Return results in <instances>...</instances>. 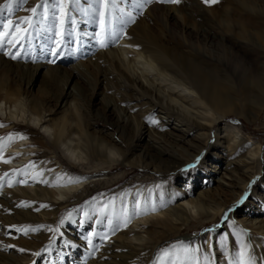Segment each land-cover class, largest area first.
Segmentation results:
<instances>
[{
    "label": "rangeland",
    "instance_id": "374dc122",
    "mask_svg": "<svg viewBox=\"0 0 264 264\" xmlns=\"http://www.w3.org/2000/svg\"><path fill=\"white\" fill-rule=\"evenodd\" d=\"M8 2L0 0V8ZM256 2L263 3L262 0ZM41 3L42 0H13L11 13L5 8L0 16V24L8 19L15 22L26 17L35 24V30L28 24H21L19 29L14 24L0 28L2 39L13 41L11 45L4 43L3 51H0V77L4 75L7 78L5 81L0 80V125H3L0 132L10 126L5 123V115L11 118L9 111L13 114L14 105L22 99H12L11 102L12 89H19L24 97L40 103V113L48 120V125L61 121L64 125H71L72 129L74 127V132L53 151L34 147L33 142L25 139L29 135L37 141L52 140V131L39 126H27L23 124L24 121H17L15 125L20 127L16 126L17 131L0 137L7 142L5 147L0 146V264H33V261L35 264H157V257H161L162 264H197V261L204 264L203 257L205 251L208 256L207 246L211 241V249L214 251L215 248L212 264H227L231 259L235 261L238 258L241 240L249 245L248 253L256 258L257 264H264V109L257 112L259 105L246 101V91L252 84L247 81L245 86H240L235 80H225L232 102L227 123L216 124L210 130L192 126L183 132L181 130L186 129L174 119L169 120L168 128H163L164 125L159 122L161 119H157L164 117L159 113L163 112L159 108L147 115L149 100L154 102L153 95L145 94L138 85L121 81L119 71L122 70H114L112 63L105 64L102 60L104 51L117 46L123 47L122 50L125 48L128 53L132 52L133 48L129 45L120 46L119 41L112 43V31L122 29L119 38L126 35L128 39L148 46H152L149 43L153 41L152 44L166 49L168 53L176 52L186 58L202 56L211 61L210 64L213 62L215 69L220 71L223 60L219 47L195 38L197 33L206 30L214 32L217 40L226 44V60L231 61L228 51L230 44L224 39L225 28L221 21L213 20L210 15L211 6L202 0H181L178 5L154 0L146 5L142 14L139 9L134 10V22L124 24L117 19L119 11L106 9L105 5H97L94 0H79L78 3L63 0L60 6L49 7L47 18L31 12L33 7ZM48 3L52 5L54 0H48ZM130 3L131 0H127L119 7L126 12L132 11ZM228 5L240 11L232 0ZM37 12L43 13L44 9L38 8ZM95 12L103 15H96ZM123 19L127 20V17ZM233 23L229 40L241 55L247 52V47L237 37L238 30L243 26L237 21ZM261 30L260 34L264 37V30ZM248 32L254 33L251 30ZM101 41L107 46L101 47ZM5 52L15 54L18 58L11 59ZM212 56L219 59V62H215ZM134 58H137L136 55ZM3 64L8 66L4 67ZM53 68H59V73L53 71ZM40 69L43 70L39 73ZM104 73H109V77L103 78ZM54 74L61 76L60 79H55ZM26 75L35 76L31 86L26 85L27 80H19ZM65 83L78 95L74 94L75 98L69 100L68 107L61 108L59 100L68 87L64 86ZM5 96L10 99L6 105L2 101ZM130 97H136L137 101L129 102L124 107L134 125L128 132L117 127L120 125L119 113H110L105 103ZM33 117L36 120L37 117ZM223 129L234 136L235 143L240 139L245 141L239 156H228V152L219 145L224 141L221 138L224 135ZM146 130L151 135L152 143L160 145L169 153L182 156L185 159L183 166L159 168V165L144 159L142 153L149 149L139 139L144 137L142 133ZM198 135L201 137L197 138ZM77 136H86L90 147L102 151V154L91 159L88 157V161L75 159L68 150H71L74 144L71 141L77 139ZM8 137H12L8 140L12 143H8ZM24 143L25 147H30L27 150L29 157L17 162L2 159L14 152L7 151L20 144V149H16L19 156ZM257 146V163L249 179L243 174L245 169L236 162ZM110 149L119 157L122 156L117 161V169L115 163L111 162ZM230 160L234 162L232 166L228 165ZM27 161L30 162L24 165ZM32 165L37 166V170L43 169L34 176L30 173ZM68 165L75 168L68 169L71 171L69 174L76 181H83L81 185L71 186L76 187L75 191L65 197H57V190L70 188L66 183L62 185L64 180H60L68 173ZM221 176L228 187L212 181ZM38 186L46 188L52 195L56 193L55 196L42 198L38 195L36 198V194L29 195L26 192L29 190L33 193L31 188ZM205 187L218 190L212 193L215 198L212 208L221 212L218 217L212 216V210L210 215L194 217L186 226L175 231L164 230L155 238H149L141 230L140 236L147 241V246L133 254V247L137 249L140 241L132 235L125 238L131 230H135L133 227L140 219L139 216L133 219L130 210L139 201L141 192L148 194L147 199L145 196L141 198L147 211L155 208L158 214L167 203L175 205L179 201L193 199ZM160 207L163 209L157 210ZM126 215H130L131 219L124 226ZM251 221L253 225L249 223ZM12 226L37 230L24 234ZM225 226L231 229L232 247L223 244L224 248L219 250L216 246L217 238L220 236L225 241ZM155 228L158 230L159 226ZM213 229L217 230V234L207 241ZM89 240L92 242L89 243ZM8 245L14 247L8 248ZM19 248L27 252L21 254L16 251ZM257 248L263 252H257ZM162 249H169L167 257L162 256ZM177 250H180L179 253ZM35 252L41 255H31Z\"/></svg>",
    "mask_w": 264,
    "mask_h": 264
},
{
    "label": "bare ground",
    "instance_id": "6f19581e",
    "mask_svg": "<svg viewBox=\"0 0 264 264\" xmlns=\"http://www.w3.org/2000/svg\"><path fill=\"white\" fill-rule=\"evenodd\" d=\"M228 1L229 3L231 2V0H218V3L211 4L210 15L212 16L213 20L221 21L223 28H225L224 39L225 42L230 44V46H228V51L231 55V61L226 60L227 56H225V54L228 53L226 49V44L223 41L217 40V36L214 32L206 30L195 35L196 39H201V41H208L206 44L211 43L219 47L218 49H220L222 52V58H220L223 60L221 65L222 70L220 71L216 70V66H213V62L210 64L211 61L206 60L205 57L194 56L191 58H186L176 52H169V54L166 49H162L161 47L152 44L153 41H151L152 43H149L152 46H148L147 44L141 45L139 42H134L132 39H128L126 35H121L122 37L118 38V45H129L131 48H133V50H131V53H128L125 48L124 50H122L123 47L118 46L116 48H112L113 50L110 49L108 51L103 52L102 60L105 64H107V62L109 64L112 63V69L117 71H119V69L122 70V72L119 71L121 73V81L125 82L126 84L132 83L134 85H138L144 90L145 94L153 95L154 102L149 100V107L147 108L146 112L147 115H149L152 110L158 108L159 110H162L163 112L159 113L163 114L164 117L157 119L162 120H160L159 122L164 125L163 128H168V123L170 119H174V121H177L180 126H183L186 129L181 130L183 132H187L189 129L192 128V126L198 127L202 130H210L212 127H215L216 124L222 122L227 123V117L231 114L232 102L229 93L230 90L226 88L225 80H235L237 83L240 84V86H243V84L245 86V82L249 81V84H252V87H250L248 91H246V88L243 87L244 91L247 92V97L244 95L246 97V101H248L249 104H258L259 110L257 112L264 109V37L263 35H261V29L264 30V22H262V19L264 17V0H262L263 3H258L256 2L257 0H232L239 6L240 11H236L229 7ZM224 3H227L226 6H224ZM222 21L225 24H223ZM233 21H237L243 26L238 30L237 37L247 47V52L241 53V55L237 53L234 44L231 42V40H229L231 37V25L234 26ZM248 30L253 31L254 33H249ZM121 50L123 51V55L126 58H124V56L122 57ZM135 55L137 58H134ZM212 58L215 59V62H219V59L215 58L214 56H212ZM140 59H142L143 61H140ZM6 66H8V64L4 65V67ZM53 69V71L58 72L59 68ZM41 70L43 69H40L39 73L41 72ZM78 70L79 69L76 68L77 73ZM37 72L38 70L35 71L36 75ZM109 75V73H104L103 78L109 77ZM33 77L35 76L26 75L19 78V80H27L28 82L26 83V85L31 86L33 84ZM46 77H48V75ZM53 77L55 79H60L59 77L61 76L58 77L56 74H54ZM6 79V76L4 77V75H1L0 80L5 81ZM65 85L68 87L61 99L59 98V106L61 108L68 107L69 100L74 99V94H77V92H75L73 88H70L67 83H65L64 86ZM225 89L227 91H225ZM10 97L11 102L12 99H18L20 97H22V99H20L18 103L14 105L13 114L11 113V111H9V114H11V118L6 117L5 115V123H9L10 126H7L4 131L0 132V137L8 135L13 131H17L16 126L18 125H15L17 124V121H24L23 124H26L27 126H39L44 128L45 130L50 129L52 131V140L46 139L43 142L37 141L36 139H31L29 135H27V138L25 139L30 140V143L33 142L32 146L34 147L36 146L38 148H45L46 150L53 151L58 146V144L63 143V141L67 139L70 135H72L71 133L74 132V127L72 129L71 125H64L61 121H57L53 124L48 125V120H46L45 117L40 113V103L34 102L31 99L24 97L22 95V91L20 92L19 89H12ZM2 101L6 105L10 102V99L5 96L2 98ZM133 101H137L136 97H130L129 99H121L120 101L116 102L109 100L105 103V108L108 109L110 113H119L118 124L120 125H117V127H120L121 129L124 128L125 131L127 130L128 132L133 129L134 125H132V121L130 120L131 115L127 113L128 111L124 107H126L125 105H127V103ZM118 103L120 107L118 106ZM20 105H22V107H19ZM22 108H24V110H22ZM4 110L6 111V108H4ZM29 116L31 118H28ZM33 116L37 117L36 120L32 119ZM144 133H142V136L144 137H141L139 139L140 141L145 143L147 149H149V151L147 150V152L142 153V157L144 159L148 160L154 165H159V168L161 166H183L185 159L182 156L171 152L169 153L164 150L160 145L152 143L153 141H151V135L148 130H146V132ZM167 133L168 135L170 134L169 132H166V134ZM222 133L224 135L221 136V138H223L224 141L219 145L223 148V150H226L228 152V156H239L241 153V149L245 146V141L243 139H240L238 142L236 141L235 143V141H233L234 136H231V133H228L226 129H223ZM199 137H201V135H198L197 138ZM76 138L77 139L71 141L74 142V144L71 147V150H68L69 153L75 156V159L80 161H88V157L89 159H91L93 157H97L98 154H102V151L94 150L92 147H90L89 140L86 136H77ZM6 139L7 141L9 140L8 138ZM0 141H3L0 146L5 147L7 143L6 140ZM10 142L11 141H8V143ZM19 145L17 147L12 148V150L10 151H7V153H10L12 151L14 152L10 153L8 157H4L2 159H9L12 162H17L21 160V158L29 157L30 155H28L27 150L30 147L28 145L25 147V143L22 147L23 150L21 151V154L18 156L19 151L16 149H20ZM258 149V146L253 148V150H251L249 154H245L243 156V159H238V161L236 162L237 165H241L242 168L245 169L243 171V174L249 179L252 176V169L257 163L255 156ZM76 150H79V153H76ZM110 154L112 156L111 162L115 163L114 166H116L117 169V161H119L120 157L122 156L120 155L119 157L117 153H113L111 149ZM29 162L30 161H27L26 163H24V165ZM233 163L234 162H231L230 160L228 165L232 166ZM33 165H35V163H33ZM33 165L30 169V173L36 176L39 171L43 168L37 170V166L33 167ZM155 167V169L157 170V166ZM66 169L68 173L66 175H63L60 180L63 179L64 182L62 183V185L66 183V185H69L70 188H61L57 190V194L55 193L57 197L68 195L73 190L75 191L76 187L71 186L76 184L81 185V182L83 181L82 179H78V181H76V179L69 174V172H71L70 170L75 169L73 166L68 165ZM212 181L218 182L220 186H229L226 183H223L222 176L219 177L217 180ZM31 190H34L33 193H31L29 190H26V192L29 195L36 194V198L38 197V195L42 198H47V196L53 198L55 196V194L52 195L51 192H49L46 188H41V186L31 188ZM214 190L218 191L217 188ZM214 190L209 187H205L202 191L196 193L193 199H187L183 202L179 201L175 205L167 203L168 205L166 204L164 209L161 207L157 209H163L162 211L158 212V214H156L155 211H147V208H145L142 204L143 202L141 203V198L145 196L147 199L148 194L141 192L138 197L139 201L132 205L130 210L133 219H136L137 216H139L140 219H138L139 221L136 222L135 226L133 227V229L135 230H131L129 235L125 238L126 240L129 236L132 235L131 237H134L136 240L140 241V244L136 246L137 249L133 247V254H137L140 252V250L146 249L147 241L142 240V236H140L141 230H143L142 232L146 233L149 238H155L156 236H159L160 233H163L164 230L171 229L175 231L179 229V227L186 226L189 222H192L195 219L194 217L210 215L212 210L214 211V213H212V216L214 218L218 217L221 213L220 210H215L212 208L214 204L213 202L215 200L212 194ZM143 201H145L144 198ZM58 205L60 204L58 203ZM143 216L144 219L142 218ZM249 223L253 225V221ZM155 226H159V229L156 230ZM224 229L226 230V236L224 237L225 241H223V238L220 236L217 238L216 246L220 248L219 250H222L224 248L223 244H226L227 246L230 245V247H232L231 239L233 236H231V229L227 228L226 226L224 227ZM216 231L217 230L214 229L212 230L210 235L207 236V241L215 237V235L217 234ZM211 245L212 241L207 246L209 249H206L208 250V256L212 258V264L213 259L215 257V248L213 251V249H211ZM179 251L180 250H177L178 253ZM257 252L262 253L263 250H259L257 248ZM225 254L227 255V253ZM204 256H207L206 251ZM231 261L234 260L231 259ZM231 261L227 264H231Z\"/></svg>",
    "mask_w": 264,
    "mask_h": 264
},
{
    "label": "snow or ice",
    "instance_id": "6c2138e0",
    "mask_svg": "<svg viewBox=\"0 0 264 264\" xmlns=\"http://www.w3.org/2000/svg\"><path fill=\"white\" fill-rule=\"evenodd\" d=\"M63 0H54V3L52 5H49L48 0H42L41 4H38L36 7H33L31 9V12L34 15L37 16H42L43 18H47L48 15V9L49 7H58L62 4ZM74 2L78 3L79 0H74ZM127 2V0H94V3L99 5V4H103L106 6V9H111L113 12L115 11H119L120 16L117 17V19L120 20L121 23H128V22H134L135 20V16L133 15V11L136 9L140 10V13L142 14L143 9L146 7L147 4L154 2V0H131L130 3V8L132 9V11H125L123 8L119 7V5L123 4ZM155 2H160V3H168V4H180L181 0H155ZM203 3L205 4H215L218 3V0H202ZM12 4H13V0H9L8 4L4 5L3 8H0V16H2L3 11L6 9L9 10V13H11L12 11ZM38 8H43L44 12L43 13H38L37 9ZM95 11V10H94ZM96 15H103L102 13L99 12H95ZM123 17H127V20H124ZM9 24H14V27L16 29H19L21 24H28L30 28H32L33 30H35V24L30 22L29 18H21L20 20H17L15 22H13L12 20L8 19L5 20L3 24H0V28H7V26ZM122 31V29L120 31H116L113 30L111 33L112 36V43L115 44L116 41L119 38L120 32ZM70 35V34H69ZM3 34L0 33V51H3V47H4V43H7L9 45H11L13 43V41L11 39H8L7 41H4L2 39ZM30 42V41H29ZM101 47H106V43L104 41H101ZM5 55H10L11 59H17V55L15 54H10L5 52ZM0 127H3V125H0ZM19 135V134H18ZM20 138H24V137H20ZM4 138H0V140H3ZM9 140L12 139V137H8ZM0 151H2V147H0ZM5 163H7L8 161H3ZM59 179V178H58ZM72 182V181H70ZM41 207H46V205H42ZM153 211H155V208L152 209ZM139 214V213H136ZM146 214V213H145ZM131 219L130 215H126L125 219L123 220V225L126 226L129 221ZM13 228H15L16 231H23L24 234H27L29 231H36L37 229H33L30 227H22V228H17L16 226H12ZM119 227V226H118ZM51 231H55L50 229ZM241 232H243V230H240ZM92 241L89 240V243H91ZM8 248H13V245H8ZM175 246H173L174 248ZM240 247H241V252L238 254V258L234 261V264H257L256 258L249 255L248 253V248L249 245L245 244L243 242V240L240 241ZM17 252L24 254L27 252L26 249L23 248H19L16 249ZM199 251V250H197ZM169 253V249H162V256L163 257H167ZM31 255L39 257L41 255L40 252H35V253H31ZM204 260V264H211L212 258L210 256H204L203 257ZM33 264H35V261H33ZM157 264H162V260L161 257H157ZM197 264H199V262L197 261Z\"/></svg>",
    "mask_w": 264,
    "mask_h": 264
}]
</instances>
